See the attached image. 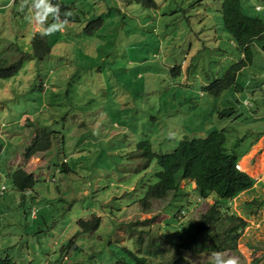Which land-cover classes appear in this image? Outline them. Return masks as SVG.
<instances>
[{
  "label": "rangeland",
  "instance_id": "374dc122",
  "mask_svg": "<svg viewBox=\"0 0 264 264\" xmlns=\"http://www.w3.org/2000/svg\"><path fill=\"white\" fill-rule=\"evenodd\" d=\"M73 1L74 16L84 22L46 36L52 51L38 62L31 59L39 32L29 20L31 0H0V58L23 59L14 77L0 80V259L210 264L212 238L197 239L202 250L193 252L192 237L215 207L224 219L210 226V236L223 238L233 225L225 213L246 224L236 249L220 253L264 264V37L251 45L252 62L233 86L213 97L203 87L242 59L223 25V0H155L154 9L131 0ZM240 1L244 14L264 24V0ZM98 18L99 29L83 31ZM49 129L51 149L25 163V149ZM214 131L224 134L225 153L252 187L230 201L203 199L193 181L182 180L143 210L139 201L159 167L137 145L170 154L181 140ZM18 168L36 179L27 194L9 178ZM94 216L99 229L79 234L77 222Z\"/></svg>",
  "mask_w": 264,
  "mask_h": 264
},
{
  "label": "trees",
  "instance_id": "16d2710c",
  "mask_svg": "<svg viewBox=\"0 0 264 264\" xmlns=\"http://www.w3.org/2000/svg\"><path fill=\"white\" fill-rule=\"evenodd\" d=\"M131 1L145 8H155V0ZM52 3L59 4L61 13L66 11L73 13L71 17L67 18L69 20L67 25L76 24L80 21L84 22L80 17L74 16L76 9L73 7V0H52ZM241 8L240 0H223L221 11L223 25L232 41L239 47L242 59L227 70L221 78L203 87L204 91L213 97L220 96L224 91L233 86L237 73L252 62L251 45L255 40H262L264 37V24L262 20L244 14ZM61 19H64L63 15ZM101 21L102 19L98 18L89 22L84 26L83 31L89 35L92 34L90 32L92 29L96 30L102 26L103 22L101 23ZM31 48V59L38 62L50 55L52 51V45L47 37H42L39 32H35L33 35ZM22 61L23 59H20L19 61L10 63L5 58H0V80L14 77L18 73L19 65H21ZM177 69L174 68L173 70L177 72ZM127 99H130V97H127L125 100ZM53 137L54 132L50 129L35 136L23 152L22 160L27 163L37 154L49 151L52 147ZM224 142V134L214 131L205 139H183L172 153L161 155L152 152L148 142H140L137 145V150L141 153L142 157L147 162L155 160L159 167V171L156 173L157 182L149 186L144 197L139 201L141 208L149 210L153 201L165 199L168 194L177 191L179 183L182 180L193 181L196 186L195 188L203 199L213 194L219 200L230 201L239 193L250 189L253 185V180L248 174L235 168L238 161L235 156L225 153ZM9 178L13 188L17 192L24 194L32 191L36 183L34 175L25 171L24 168L11 171ZM251 204L255 205L256 202L252 201ZM223 216V210L211 207L201 217V221L196 224L197 230L195 236L192 237L195 243L193 252H200L202 250V245L197 244L196 240L206 239L208 236L212 238V245L207 248L210 251L220 252L224 249L234 251L236 249V240L240 231L246 225L243 219L225 213L227 221L233 225L223 231V238L219 233L210 236V226L213 225L214 228L218 222L221 223L224 219ZM220 223L218 227H222ZM77 227L79 234L97 231L100 227V218L94 216L89 220H79ZM123 251L132 256L127 250L124 249ZM132 257L135 259L134 256ZM135 260L137 264H144V259ZM0 264L15 263L9 258H4L0 259Z\"/></svg>",
  "mask_w": 264,
  "mask_h": 264
},
{
  "label": "clouds",
  "instance_id": "9594fccd",
  "mask_svg": "<svg viewBox=\"0 0 264 264\" xmlns=\"http://www.w3.org/2000/svg\"><path fill=\"white\" fill-rule=\"evenodd\" d=\"M23 5L29 6V0H23ZM256 10L259 11L260 7L256 8ZM29 11L32 13L29 18L30 23L36 25L42 37L53 35L58 31L64 30L69 23L67 18L73 15L71 11L61 13L59 4H53L52 0H31ZM62 15L64 19H61ZM49 18L52 19V23H48ZM235 168L240 171L239 164H237ZM210 264H240V260L239 257L236 256H228L225 258L224 253L213 252L210 257Z\"/></svg>",
  "mask_w": 264,
  "mask_h": 264
},
{
  "label": "crops",
  "instance_id": "0c3cea01",
  "mask_svg": "<svg viewBox=\"0 0 264 264\" xmlns=\"http://www.w3.org/2000/svg\"><path fill=\"white\" fill-rule=\"evenodd\" d=\"M74 25V24H73Z\"/></svg>",
  "mask_w": 264,
  "mask_h": 264
}]
</instances>
